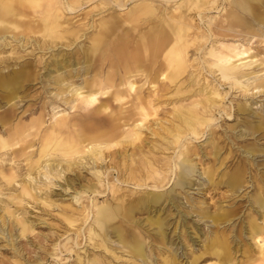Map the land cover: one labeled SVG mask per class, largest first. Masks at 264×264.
<instances>
[{"label":"rangeland","instance_id":"374dc122","mask_svg":"<svg viewBox=\"0 0 264 264\" xmlns=\"http://www.w3.org/2000/svg\"><path fill=\"white\" fill-rule=\"evenodd\" d=\"M31 1L57 21L0 34V264H264V0Z\"/></svg>","mask_w":264,"mask_h":264},{"label":"bare ground","instance_id":"6f19581e","mask_svg":"<svg viewBox=\"0 0 264 264\" xmlns=\"http://www.w3.org/2000/svg\"><path fill=\"white\" fill-rule=\"evenodd\" d=\"M4 1L5 0H0V34L5 29H7L4 25H10V26H7V27L12 28L13 30H16L17 27H18V25L19 26L21 25L23 28H25L26 31H28L30 33H33V32H36V31H39V32L40 31H47V30H51V28H53V27L55 28V23H56L55 21H57V20H56V18L54 16L51 17V18H53L55 21H53V20L50 21V19L47 18V16L44 17V18H40V19H36L34 16H32V17L29 18V15L30 14H32V15L34 14L33 13V10H31L33 8L32 1L31 0H20V1H18V3H15L13 5H9V6H7L4 3ZM123 5H124V3H123ZM117 6L120 7V8L122 7V5L119 4V3H117ZM158 9H160V7H158ZM66 10H69L70 11V10H72V8L71 7H69V8L67 7ZM203 14H204V12H203ZM26 18L28 19V21H25L24 20ZM9 22H10V24H9ZM44 23H47V26H48L47 28H44L43 27ZM116 28H117V26H116ZM175 33H176V31H175ZM183 33L185 34V32H183ZM168 35H169V33L166 31V29L163 28V27H161V26H160V28L158 30H156V32L152 30V31H150L147 34V37L146 38H147V42L149 43L147 45L149 56H150V54L152 52L158 54V52L162 51L165 47H167V45H168ZM182 35L183 34H181V36ZM139 45L135 48V50H133V53L132 54H129L127 52L126 53H121V52L118 53V56L117 57H118L120 63H122V66L124 68H128V67H131V66L133 67L134 65L142 64L146 60V54H145L144 50H141L140 49ZM93 46L95 47L96 50H98L100 48L99 51H101L102 49H104L103 48V45H101V44L98 47V44L97 43H94ZM13 82H14L13 80L12 81L9 80L5 84V86L9 85L12 88L16 87L18 81L14 82V83ZM94 99H95V97L93 96L91 98V102H94ZM211 102L212 101H207V103H209L208 105H210ZM193 122L194 121H192L190 118H187V117H183L182 118V123H184V124L192 125ZM73 128H74V132L76 131L75 136L74 137L72 136V137H70L69 139H66L63 142H59L57 144V148H62V150L63 149L65 150L66 147L69 148L70 146H75V145H77L79 143H82L83 141H86V140L91 141V140H94V139H98L102 135V131L101 130L103 129V127L102 128H99L97 125L92 124V123H88V122L87 123H84V124H80L78 127H76L75 125H73Z\"/></svg>","mask_w":264,"mask_h":264}]
</instances>
